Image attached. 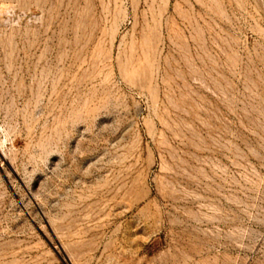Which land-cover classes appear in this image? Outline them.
<instances>
[{"label":"rangeland","instance_id":"1","mask_svg":"<svg viewBox=\"0 0 264 264\" xmlns=\"http://www.w3.org/2000/svg\"><path fill=\"white\" fill-rule=\"evenodd\" d=\"M0 264H264V0H0Z\"/></svg>","mask_w":264,"mask_h":264}]
</instances>
